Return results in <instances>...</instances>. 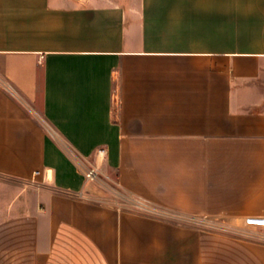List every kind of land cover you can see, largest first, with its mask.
I'll use <instances>...</instances> for the list:
<instances>
[{
	"label": "crops",
	"instance_id": "0c3cea01",
	"mask_svg": "<svg viewBox=\"0 0 264 264\" xmlns=\"http://www.w3.org/2000/svg\"><path fill=\"white\" fill-rule=\"evenodd\" d=\"M0 264H264V0H0Z\"/></svg>",
	"mask_w": 264,
	"mask_h": 264
},
{
	"label": "rangeland",
	"instance_id": "374dc122",
	"mask_svg": "<svg viewBox=\"0 0 264 264\" xmlns=\"http://www.w3.org/2000/svg\"><path fill=\"white\" fill-rule=\"evenodd\" d=\"M117 189L118 187L115 186ZM120 191V189H119ZM109 198L111 200H117V201H121L123 204H127L129 206H136L135 203L129 201L127 199V197H125V195H121V194H111V196H109ZM148 205H142L140 204L139 207H137L139 210H144L146 208H153L154 211H161V212H164V210L160 209V208H157L155 206H152L151 207H147ZM205 220L204 221V225L203 226H207L208 228H220V229H225V230H230L231 232H234L236 234H244L245 236L247 237H250V238H257L259 237L258 234L255 232V230L252 228H247V227H241L240 224H228V223H225L223 220ZM250 222H248L247 224L249 225ZM250 226V225H249Z\"/></svg>",
	"mask_w": 264,
	"mask_h": 264
},
{
	"label": "built area",
	"instance_id": "2783aa9c",
	"mask_svg": "<svg viewBox=\"0 0 264 264\" xmlns=\"http://www.w3.org/2000/svg\"><path fill=\"white\" fill-rule=\"evenodd\" d=\"M105 149L101 148L98 150L99 154H104ZM41 172L40 171H35L33 174V178L35 179L36 176L40 175ZM85 177L89 182H97L100 180L101 174H100V170L97 167H89L88 169H86L85 171Z\"/></svg>",
	"mask_w": 264,
	"mask_h": 264
}]
</instances>
